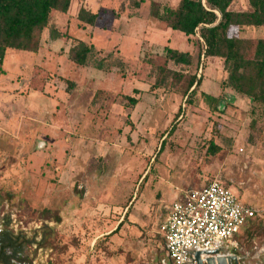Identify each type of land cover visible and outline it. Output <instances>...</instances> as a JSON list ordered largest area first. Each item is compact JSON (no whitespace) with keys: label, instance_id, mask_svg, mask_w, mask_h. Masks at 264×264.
Wrapping results in <instances>:
<instances>
[{"label":"rangeland","instance_id":"obj_1","mask_svg":"<svg viewBox=\"0 0 264 264\" xmlns=\"http://www.w3.org/2000/svg\"><path fill=\"white\" fill-rule=\"evenodd\" d=\"M179 2L71 0L66 13L52 12L36 52L5 51L0 222L29 240L17 263L161 264L167 208L181 190L217 178L257 210L230 254L261 264L264 105L222 86L223 59L202 56L197 35L150 15ZM80 7L97 14L94 25L77 19ZM228 9L248 10L249 1ZM50 27L68 38L51 40ZM239 35L249 55L264 26ZM77 40L106 57L105 70L69 59ZM167 48L187 52L189 64L165 61ZM194 75L201 84L192 92Z\"/></svg>","mask_w":264,"mask_h":264},{"label":"trees","instance_id":"obj_2","mask_svg":"<svg viewBox=\"0 0 264 264\" xmlns=\"http://www.w3.org/2000/svg\"><path fill=\"white\" fill-rule=\"evenodd\" d=\"M233 0H180L176 8L164 7L161 11L151 8L150 15L165 22L168 28L186 36L197 35L206 57L223 59L226 76L222 86L236 94L247 96L253 103L264 105V38L250 41V54L246 55L248 41L239 32L245 27L264 26V0H248L250 9L232 11L228 7ZM138 8L141 0H131ZM71 0H0V64L8 48L36 52L41 33L50 21L53 11L66 13ZM77 19L94 25L97 14L80 7ZM234 30L236 33H230ZM60 30L49 28V38L62 37ZM68 37L66 36V39ZM69 59L77 65H91L98 70L107 67L106 57H98L93 45L77 40L69 49ZM171 60L177 67L189 64L190 55L167 48L165 61ZM201 84L200 78L192 76L187 89L192 92ZM205 99L216 100L215 96L203 92ZM134 102V98H131ZM214 152V151H213ZM250 220L247 227L252 223ZM121 225L117 226V228ZM29 240L21 241L18 236L9 235L3 246L12 247L13 253L5 255L8 261L23 250Z\"/></svg>","mask_w":264,"mask_h":264},{"label":"built area","instance_id":"obj_3","mask_svg":"<svg viewBox=\"0 0 264 264\" xmlns=\"http://www.w3.org/2000/svg\"><path fill=\"white\" fill-rule=\"evenodd\" d=\"M256 215V209L217 178L180 191L160 226L165 250L161 264H197L196 253L205 260L210 250L217 251L214 257L231 255L237 236Z\"/></svg>","mask_w":264,"mask_h":264},{"label":"flooded vegetation","instance_id":"obj_4","mask_svg":"<svg viewBox=\"0 0 264 264\" xmlns=\"http://www.w3.org/2000/svg\"><path fill=\"white\" fill-rule=\"evenodd\" d=\"M7 221V220H6ZM5 220L0 222V264H19L15 260L20 253H17L16 256H11L8 261L5 260V255H11L13 253L12 247L3 246L4 242L8 241L9 235L16 236L15 234L9 232L4 228ZM261 264H264V258L262 257Z\"/></svg>","mask_w":264,"mask_h":264},{"label":"water","instance_id":"obj_5","mask_svg":"<svg viewBox=\"0 0 264 264\" xmlns=\"http://www.w3.org/2000/svg\"><path fill=\"white\" fill-rule=\"evenodd\" d=\"M202 56H204V54ZM194 86H193V88H194ZM206 253L208 255H210V256H209V258H206L205 260H202L200 258V253L199 252L196 253L197 264H232V263L237 264L236 263L237 262L236 261V256H234V255L216 256V257H214L217 254L216 250H210V251H208Z\"/></svg>","mask_w":264,"mask_h":264},{"label":"crops","instance_id":"obj_6","mask_svg":"<svg viewBox=\"0 0 264 264\" xmlns=\"http://www.w3.org/2000/svg\"><path fill=\"white\" fill-rule=\"evenodd\" d=\"M206 183H207V182H206ZM206 183H205V184H206ZM203 185H204V184H203ZM203 185H202V186H203ZM202 186H200V187H202ZM198 188H199V187H198ZM185 190H188V189H185ZM181 191H183V190H181ZM179 193H180V192H178L177 195H178ZM177 195H176V196H177ZM167 209H169V208H167ZM167 214H168V210H167ZM161 236H162V235H161ZM162 239H163V237H162ZM163 250H164V240H163ZM164 256H165V250H164Z\"/></svg>","mask_w":264,"mask_h":264},{"label":"bare ground","instance_id":"obj_7","mask_svg":"<svg viewBox=\"0 0 264 264\" xmlns=\"http://www.w3.org/2000/svg\"><path fill=\"white\" fill-rule=\"evenodd\" d=\"M227 256V255H226Z\"/></svg>","mask_w":264,"mask_h":264}]
</instances>
